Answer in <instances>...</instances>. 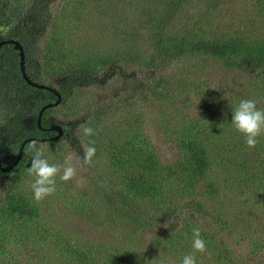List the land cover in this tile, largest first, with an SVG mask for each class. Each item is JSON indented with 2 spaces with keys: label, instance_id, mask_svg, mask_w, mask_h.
<instances>
[{
  "label": "trees",
  "instance_id": "obj_1",
  "mask_svg": "<svg viewBox=\"0 0 264 264\" xmlns=\"http://www.w3.org/2000/svg\"><path fill=\"white\" fill-rule=\"evenodd\" d=\"M52 1L0 0V41L17 40L30 82L58 92L60 103L40 125H59L63 134L50 140L57 132L37 126L40 109L57 97L23 79L18 51L5 44L0 160L7 166L22 142L43 139L46 158L68 148L86 186L58 176L52 197L75 210L65 232L39 226L44 201L17 193L31 165L26 142L19 162L0 171V264H182L194 251V227L208 249L195 253L198 264H264V137L249 149L231 124L241 99L264 109V0H68L63 15ZM133 3L139 15L130 20L119 6ZM100 12L110 16L101 23L107 39L122 43L91 48L68 32L80 34ZM180 64L201 75L188 99ZM57 111L69 115L53 120ZM83 127L97 131L91 165L82 160ZM33 239L51 248L25 254ZM16 252L21 257L10 259Z\"/></svg>",
  "mask_w": 264,
  "mask_h": 264
},
{
  "label": "rangeland",
  "instance_id": "obj_2",
  "mask_svg": "<svg viewBox=\"0 0 264 264\" xmlns=\"http://www.w3.org/2000/svg\"><path fill=\"white\" fill-rule=\"evenodd\" d=\"M67 1L68 0H61V1H54L53 0L52 2H54L53 5L55 8V11L53 13H55L56 11L59 10L58 14L63 15L67 11V9H64V8H67V6H66ZM139 5H140V3H137V4L133 3L131 6L128 7V9L124 8V6H119V5L118 6L120 7L119 10L124 11L123 16L127 15L130 20H135V18L139 15ZM101 14H102V16H101ZM109 19H110V16H106L105 14L100 12L99 15H93V24L91 26L86 27L85 24L80 26L79 29L83 30L80 34L77 35V33H73L70 30L68 32L73 35L72 37L77 38V39H81V40L87 42V44H89L91 46V48L93 47V48L99 49L98 45L94 44L93 41H96L99 44L103 43V44L109 45V46L110 45L111 46H117L118 43H122V40L120 38H118L117 41H113L111 43L110 39L109 40L107 39L109 33L106 30L102 31V29H101V23L104 20L109 21ZM87 20H88V23H91L89 18H87ZM64 24H70V23L68 21H65ZM1 30L6 33L7 32L6 30H8V28H2ZM64 30L67 31L66 28H64ZM48 32H49V30H48ZM105 41H108V42H105ZM66 43L69 44V40H65V44ZM83 50H87V48H83ZM175 66H174V68H175ZM180 68H182L184 70L177 72V73H181L177 77V81L179 84H181L182 81L185 82V85L183 88L181 85H179L180 86L179 90H183L182 91L183 93L182 92L181 93L183 94V97L186 99L190 94H187L185 96V93H187V91H190L191 89H193L191 87V83L193 82L195 84L196 83L198 84V82L201 80V75H200L199 70L196 66L190 67V65H187V68H185L180 64ZM129 71H132V68L127 69V72H129ZM108 83L109 82L106 81V84H108ZM103 86L104 85L101 84V85H99L98 88L101 89V93L105 96L107 94V92H106V90H103V89H105V88H102ZM176 86L177 85H175V87ZM211 86L213 88H216V85L212 84ZM231 86H232V84H231ZM206 87H209V89H206L207 92H209L211 90L210 86L200 87V89L204 90ZM227 87L230 89V91L231 90H232V92L234 91V89L232 87H230V85ZM119 88H121V87H119ZM86 90L87 89H85V91ZM119 92H121L120 95L124 94L122 92V90H120ZM212 92H213V94H218V92H221V90L212 89ZM222 94L223 93H220L221 97H222ZM189 98H190V96H189ZM180 99H182V97L177 98V101H180ZM190 101H193L195 104L200 105V101L197 98L190 99ZM137 108L140 109L141 107L138 105ZM145 112H147L146 108H145ZM150 114L153 115L154 112H152ZM66 115H69V113H67L65 111L64 112L57 111L55 114L52 115V117H53V120H60V119H62V117H66ZM39 142L40 143H38L39 144L38 147L41 148L44 153L48 152L47 146L42 145L43 141H39ZM49 152L50 153H48L47 159H49V161H55L57 164H62L66 156H69V155L72 156V154L69 152L68 148H67V153H63V155L61 154L59 156L57 154L53 153L52 150H49ZM49 154H51V156ZM76 160H77V158L72 157V163H73L74 167H75V165H77ZM85 173H90V170L86 169ZM83 174L80 175V173L78 172V174L76 175V179L73 181L75 183V188L78 190H83L86 186V179L84 178ZM32 178L33 177L28 174V170H27L24 180L22 182H21V180H19L20 183H18L17 193H23L26 195H30L31 197H34V194H33L32 188H31V184L34 181ZM87 184H88V180H87ZM78 190H74V191H78ZM52 196H49V197L45 198L44 200H42V201H44V204L40 205V207H42V209L40 211V218H39V221H42V222L39 224V226L47 227V228L56 227V228H59L62 232H65L66 231L65 225H66V223L70 222L68 219L70 217L68 215V213L72 214V212H74L75 209L71 210V208L65 207L61 202H58L57 199L53 198ZM64 196H67V195L64 194ZM36 220H38V219H36ZM77 220H78V218H75L73 222L77 224V222H76ZM87 222L88 221L82 222L83 227L89 226V223H87ZM37 223H39V222H37ZM72 224L73 223L67 224V227H72ZM81 227H82V225H81ZM88 228L89 227H87V229ZM79 231H81V230H79ZM31 236L33 237V234ZM38 238L39 237L37 236V239ZM33 241H34V239L32 241L29 240V241L25 242V245L23 247V250H25V254H31V253L35 252L34 247H36V246L44 249L46 247V244H47V246L49 248H51V244L49 241L48 242L46 241V243L44 241H41L38 244L33 242ZM19 257H21V255L16 252L14 254V256L11 257L10 259L15 260V259H18ZM59 261H60V259L59 260L56 259L57 264H59ZM43 262H46V261L43 260Z\"/></svg>",
  "mask_w": 264,
  "mask_h": 264
},
{
  "label": "clouds",
  "instance_id": "obj_3",
  "mask_svg": "<svg viewBox=\"0 0 264 264\" xmlns=\"http://www.w3.org/2000/svg\"><path fill=\"white\" fill-rule=\"evenodd\" d=\"M231 124L236 131L243 135L245 144L249 149H253L264 137V109L258 108L257 101L252 99H241L238 105L232 109ZM83 135L89 138L87 147L83 148L82 157L85 165H91L96 155L95 140L97 131L92 127H83ZM38 142L33 141L28 148L32 153L31 165L28 174L34 177L31 188L34 199L39 202L52 196L57 191V177L61 181L67 182L77 175V169L73 166L72 156H66L62 164H50L43 150L37 146ZM193 253L184 255L182 264H198L195 253H206L207 244L201 235V229H192Z\"/></svg>",
  "mask_w": 264,
  "mask_h": 264
},
{
  "label": "water",
  "instance_id": "obj_4",
  "mask_svg": "<svg viewBox=\"0 0 264 264\" xmlns=\"http://www.w3.org/2000/svg\"><path fill=\"white\" fill-rule=\"evenodd\" d=\"M5 44L13 45V48L18 51V53H19V68H20V72H21V75H22L23 79L26 82H28V84H30L31 86H34V87L39 88V89L48 90V91L52 92L57 97V100L54 103L46 104L40 109V111L38 113V118H37V126L39 128H41L40 120H41V116H42L43 112L46 109H49V108L54 107V106H57L60 103L61 97L58 94V92L55 89H53V88H48V87H46L44 85H38V84L30 82L29 78L27 77V75L25 73L23 48L19 44V42L15 41V40L0 41V48L3 45H5ZM41 129L42 130H47V131L57 132V135L51 137L50 140L59 139L62 136V134H63L62 128L59 125H56V124H52L48 129H43V128H41ZM29 141L33 142V141H44V140L43 139L31 138V139H28V140H25L24 142H22V144H21V146H20V148L18 150V154H17L15 160L11 164H9L7 166H2V163H1V160H0V171L1 172H4V173L9 172L19 162L20 157L22 155V148H23L24 144L26 142H29Z\"/></svg>",
  "mask_w": 264,
  "mask_h": 264
},
{
  "label": "flooded vegetation",
  "instance_id": "obj_5",
  "mask_svg": "<svg viewBox=\"0 0 264 264\" xmlns=\"http://www.w3.org/2000/svg\"><path fill=\"white\" fill-rule=\"evenodd\" d=\"M8 40H14V39H8ZM15 41H17V40H15ZM18 42V41H17Z\"/></svg>",
  "mask_w": 264,
  "mask_h": 264
}]
</instances>
